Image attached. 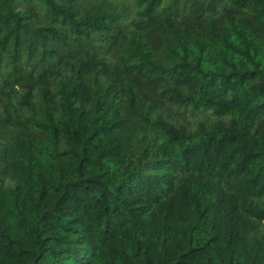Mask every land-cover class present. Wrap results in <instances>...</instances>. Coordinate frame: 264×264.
<instances>
[{"label":"trees","instance_id":"1","mask_svg":"<svg viewBox=\"0 0 264 264\" xmlns=\"http://www.w3.org/2000/svg\"><path fill=\"white\" fill-rule=\"evenodd\" d=\"M0 264H264V0H0Z\"/></svg>","mask_w":264,"mask_h":264}]
</instances>
